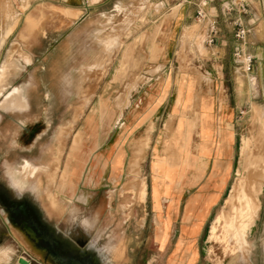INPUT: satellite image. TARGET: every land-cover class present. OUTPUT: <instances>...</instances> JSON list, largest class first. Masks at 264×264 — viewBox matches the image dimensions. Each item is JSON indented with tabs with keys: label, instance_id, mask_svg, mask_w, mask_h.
I'll return each instance as SVG.
<instances>
[{
	"label": "rangeland",
	"instance_id": "374dc122",
	"mask_svg": "<svg viewBox=\"0 0 264 264\" xmlns=\"http://www.w3.org/2000/svg\"><path fill=\"white\" fill-rule=\"evenodd\" d=\"M198 2L0 0V68L12 63L0 94L10 84L26 93L29 86L42 83L48 104L55 107L54 122L31 153L0 155V193L7 202L25 201L55 234L97 253L99 264L166 263L175 240L162 250L167 225L155 222L146 196L144 202L138 200L139 184L148 186L151 161L153 166L162 162L158 172L162 165L179 168L186 142L196 135L204 112L213 104L231 108L239 154L224 201L198 241V260L189 255L180 259L183 264H264V155L250 157L258 151L252 122L256 115L264 122V63L255 76L245 62L248 56L264 58V47L251 39L256 48L249 49L248 32L244 45L236 42V18L223 22L217 30L219 41L208 45L206 23H197L193 16ZM226 2L212 0L207 8L222 9ZM70 6L80 10L72 19L63 10ZM181 6L191 19L179 26ZM248 7L264 8V0H249ZM9 27L12 31L5 36ZM237 46L244 56H234ZM24 55L28 63L22 60ZM214 56L220 60L213 61ZM184 90L189 96L185 103ZM20 103L19 96L12 105ZM147 112L150 115L143 120ZM169 119L172 122L167 123ZM151 122L153 139L144 150L141 136ZM216 125L219 134L227 128L225 123ZM242 170L248 172L240 174ZM158 176L166 180L163 173ZM237 176L245 185L254 177L261 179L255 184L259 209L252 220H244L245 228L230 207L240 203L226 202ZM5 226L9 234L0 238V250L9 249V255L0 264H17L22 249L50 264L8 220L0 199V232L6 233Z\"/></svg>",
	"mask_w": 264,
	"mask_h": 264
},
{
	"label": "crops",
	"instance_id": "0c3cea01",
	"mask_svg": "<svg viewBox=\"0 0 264 264\" xmlns=\"http://www.w3.org/2000/svg\"><path fill=\"white\" fill-rule=\"evenodd\" d=\"M104 1L107 0H97L94 4H102ZM226 4L227 2L223 4V7ZM184 8L181 6L177 13L179 26L185 25L191 19L190 14ZM195 11L196 9L193 13L194 17ZM206 14L207 19L199 24L206 23L207 37L212 21L217 22L218 30L223 22L238 17L235 13L226 15L223 8L206 7ZM29 24L33 26L34 22L30 20ZM243 25L247 29L248 34H250V39H248L247 43L249 49L256 48V45H252L251 39L255 42H260L261 48L264 47V8H249L247 15L243 17ZM10 29L11 27L7 28L5 33H8ZM234 29L235 27L233 26ZM252 32L254 33L253 35H251ZM207 37L205 38L206 40ZM215 41L216 43L219 41V34L216 36ZM23 58L28 60L25 63L29 62L28 55L22 56ZM219 60L216 56L213 57V61ZM252 60L253 64L250 65V74L257 76L260 73L261 63H264V58L260 54L252 56ZM221 74L223 75L224 71H221ZM12 78H8L10 83ZM10 85L12 86L7 88L19 87L16 86L17 84ZM188 98V93L184 90L182 101L185 103ZM165 101L164 97L159 107L152 113L153 115L159 111ZM230 110L231 108H228L227 105L219 106L213 104L210 111L208 109L207 112H204L205 114L196 130V135L190 136L189 142H186L183 153L177 161L178 169L162 165V171L158 172L162 162H157L153 166L155 161H151L148 172L149 182L146 191V202L149 205V211L156 215L155 222L158 220L159 224L164 223L167 225L166 243L162 250H165L169 241L175 240V245L169 252V257L165 264H183L180 257L184 255L193 256L194 261L198 260V241L202 239L209 220L215 215L216 210L221 207L224 201L238 155L236 135L234 133V114ZM8 113L9 111L0 110V119L8 116ZM149 115L150 113L147 112L143 120ZM217 122L227 125L225 131L221 134L218 133ZM153 128L154 124L151 122L146 134L141 136V140L145 141L144 150L153 139ZM5 140L6 135L0 131V150H2V144H4ZM160 173L165 175L166 180H162L158 176ZM166 184L167 190L165 189ZM5 230L6 233L0 232V238L9 234V230L7 228ZM156 230H154L152 237L154 241L156 240ZM8 255L9 249H1L0 262H6ZM19 257L24 258L28 264H32V262L42 264L23 249L17 259ZM17 264L19 263L17 262Z\"/></svg>",
	"mask_w": 264,
	"mask_h": 264
},
{
	"label": "flooded vegetation",
	"instance_id": "af4514ba",
	"mask_svg": "<svg viewBox=\"0 0 264 264\" xmlns=\"http://www.w3.org/2000/svg\"><path fill=\"white\" fill-rule=\"evenodd\" d=\"M27 60V59H26ZM28 61V60H27ZM26 61V62H27ZM31 85V84H29ZM29 91L24 93L19 87H12L5 93L0 94V103L4 96L13 89H17L20 94L21 103L18 105L9 104L1 108V111H9L8 116L0 119L3 125L0 131L6 135V140L2 144L0 155L31 153L37 142L46 134L50 125L54 122L52 111L55 107L48 104V92L42 83H37L33 87L29 86ZM9 92V93H10ZM1 158V156H0ZM8 176V168L6 172ZM10 186V185H9ZM10 188L14 191L13 187ZM0 199L5 209L12 214L18 211L19 215L14 217V223L22 228L20 220H24L23 214L30 218L28 223L36 232V241L26 236L33 247L50 264H99L100 256L93 253L91 249L79 247L71 243L66 237H61L49 229V227L38 217L32 207L25 201L7 202L0 193ZM23 213V214H22ZM8 220L13 223L8 215Z\"/></svg>",
	"mask_w": 264,
	"mask_h": 264
},
{
	"label": "bare ground",
	"instance_id": "6f19581e",
	"mask_svg": "<svg viewBox=\"0 0 264 264\" xmlns=\"http://www.w3.org/2000/svg\"><path fill=\"white\" fill-rule=\"evenodd\" d=\"M73 1V0H72ZM97 0H87V2H90V3H94V2H96ZM85 2H86V0H85ZM77 3V2H76ZM83 3H84V1H83ZM88 4V3H87ZM75 8V7H74ZM74 8H72V6H70V7H67V8H63V10H64V16L66 17V18H69V16H71V19L72 18H75L79 13H80V10H78V9H74ZM79 8V7H78ZM174 12V11H173ZM81 17V16H80ZM79 17V18H80ZM17 22V21H16ZM15 25V24H14ZM14 27V26H13ZM12 31V28L8 31V33H5V36H7V35H9V33ZM3 37V36H2ZM140 40V39H139ZM3 41V40H2ZM1 41V42H2ZM135 41V40H134ZM2 43H4V42H2ZM114 43V42H113ZM112 43V44H113ZM135 43V42H134ZM112 46V45H111ZM113 46H115V45H113ZM134 46V45H133ZM0 47H1V45H0ZM112 48V47H111ZM113 49V48H112ZM109 50V49H108ZM111 50V49H110ZM125 50V49H124ZM127 55V54H126ZM27 58H23L22 60L24 61V62H26L27 60H26ZM119 61V60H118ZM122 61H123V59H122ZM246 62V61H245ZM12 64V63H11ZM11 64H5L2 68H0V83L2 84V82L4 81V80H6V76H7V74H8V70H9V67H11L10 65ZM104 68V67H103ZM103 70V69H102ZM103 72V71H102ZM195 72V71H194ZM196 73V72H195ZM152 74V73H151ZM197 74V73H196ZM202 78V77H201ZM205 80V79H204ZM112 81V80H111ZM130 82V81H129ZM2 88V87H1ZM92 89V88H91ZM93 90V89H92ZM1 91H2V89H1ZM10 92V91H9ZM8 92V94L6 95V96H4V98H3V100H2V102L0 103V106L1 107H6V106H8L9 104H15V103H17V101H18V98H19V96H20V94H19V91L17 90V89H13L10 93ZM123 92H124V90L122 91V94H123ZM91 93V92H90ZM120 94V93H119ZM210 94V93H209ZM89 95V94H88ZM256 114H257V112H256ZM171 118V117H170ZM169 122H172V121H170V119L168 120V122L167 123H169ZM254 122V123H253ZM252 122V124H254V127H256V129H254V131L256 130L257 131V137H258V139H257V152L254 150V151H252V153L253 152H256V153H254V154H252V156H250V157H255V156H258V155H264V122L262 121V117L260 116V115H256V118L254 119V121ZM168 125V124H167ZM167 127V126H166ZM253 127V126H252ZM170 128V127H169ZM165 129V128H164ZM166 130V129H165ZM167 130H170V129H168V127H167ZM166 130V133L168 132ZM251 131V130H250ZM255 131V132H256ZM171 132V131H170ZM252 133H253V130H252ZM254 135V134H253ZM255 136H256V134H255ZM79 137V136H78ZM77 137V139L75 138V140H76V142H78L79 141V139H80V137L78 138ZM252 137V136H251ZM254 140V139H253ZM249 141V140H248ZM248 141L246 142L245 141V143H248ZM251 141V140H250ZM249 141V142H250ZM252 142V144H253V141H251ZM249 144V143H248ZM251 144V145H252ZM245 145H247V144H245ZM255 145H256V142H255ZM241 146V145H240ZM255 147V146H254ZM248 148H250V147H248ZM244 150V149H243ZM245 150H246V148H245ZM244 150V151H245ZM251 150H253V149H251ZM243 151V152H244ZM242 152V151H241ZM249 152L250 151H248V153H247V155L249 154ZM238 154H239V152H238ZM242 154V153H241ZM251 155V154H250ZM242 156H243V154H242ZM246 156V155H245ZM240 157H241V155H240ZM260 157V156H259ZM263 157V156H262ZM261 157V158H262ZM239 158V157H238ZM240 160L242 159V158H239ZM254 159H256V158H254ZM263 159V160H262ZM261 159V162L262 161H264V158H262ZM245 160V159H244ZM244 160H241V162L242 161H244ZM251 160V159H250ZM248 161V160H247ZM254 161V160H253ZM238 162H239V160H238ZM260 162V163H261ZM244 163H245V161H244ZM254 163H256V162H254ZM238 164H240V163H238ZM264 164V163H263ZM248 165H252V162H249V164ZM247 165V166H248ZM258 165V164H257ZM243 166V165H242ZM246 165H244V167H245ZM260 167H261V165H260ZM263 167V166H262ZM262 167H261V169H262ZM28 167H24V171H26V169H27ZM240 168V170L243 168V167H239ZM239 168H238V170H239ZM259 168V167H258ZM254 169V168H253ZM237 170V171H238ZM244 170V169H243ZM243 170H242V172H240V174H242L243 173ZM252 170V169H251ZM264 170V169H263ZM263 170H262V172H263ZM28 171V170H27ZM162 171V170H161ZM238 172V173H239ZM247 172H248V170H247ZM247 172H245V173H247ZM237 173V172H236ZM245 173H243V174H245ZM252 173V172H251ZM253 173H254V171H253ZM252 173V174H253ZM260 174V172L258 171V170H256V172H255V174ZM239 174V175H240ZM254 174V175H255ZM258 174V175H259ZM251 175V174H250ZM244 176V175H243ZM248 176V175H247ZM252 176V175H251ZM242 177V176H241ZM245 177H246V175H245ZM250 177V176H249ZM262 177H263V175H262ZM256 178H257V176H256ZM261 178V177H260ZM264 179V177L262 178V180ZM243 180V181H242ZM245 179H242V178H240L239 176H237V178L235 179V183H233V185L230 187V190H229V194H228V196H227V198H226V202H228L229 204H233L234 202H233V200H235V201H237L238 203H240V206H238V207H234V205H235V203H234V205H231L230 207H231V210H233V211H235L236 212V214L237 215H239V216H237L238 218L240 217V219L241 220H243L242 222H240L241 224H239V226L241 225V227L242 228H245L244 227V224L243 223H245L244 222V220L245 219H249V220H252L253 219V217L255 216V214H256V212L258 211V209H259V205H258V203H257V201H258V194H259V190L257 191L256 190V186H255V184H257V182H259V183H261V179L258 181V180H256L255 179V177L253 178V180L251 181V182H249V185L247 184V185H245V184H243V182H246V181H244ZM251 180V179H250ZM264 181V180H263ZM127 183V182H126ZM247 183V182H246ZM257 185H259V184H257ZM129 186V185H128ZM249 186V187H248ZM131 187H133V185H131ZM248 187V188H247ZM130 188V187H129ZM146 189H147V187H146V184L145 183H143V182H141L140 184H139V194H138V200L140 201V202H144L145 201V196H146ZM258 189H259V187H258ZM128 190V189H127ZM261 190V189H260ZM126 191V190H125ZM131 191H133V189L131 190ZM133 193V192H132ZM135 194V193H134ZM135 196H137V195H135ZM236 206H237V203H236ZM236 217V216H235ZM216 220H217V218H216ZM238 221V220H237ZM225 222H227V220L225 221ZM229 222V221H228ZM227 222V223H228ZM231 222V221H230ZM226 223V224H227ZM223 224V223H222ZM233 224V223H232ZM246 224V223H245ZM234 225V224H233ZM236 225V224H235ZM226 226V225H225ZM238 226V227H239ZM231 227V223L230 224H228L227 225V228L229 229ZM232 229V228H231ZM234 229H236V228H234ZM214 230V228L212 229V231ZM243 230V229H242ZM227 231V230H226ZM229 231V230H228ZM235 232H236V230H234ZM237 234H238V232H236ZM214 234V233H213ZM225 234V233H224ZM227 234V233H226ZM225 234V235H226ZM224 235V236H225ZM233 235H234V233H233ZM236 235V234H235ZM213 236V235H212ZM228 236H229V234H228ZM238 236V235H237ZM226 237H227V235H226ZM242 237V236H241ZM219 238V237H218ZM217 238V239H218ZM228 238V237H227ZM231 238V237H230ZM210 239V238H209ZM241 239V238H240ZM213 240V239H212ZM221 240V239H220ZM227 240V239H226ZM224 241V240H223ZM237 241H239L238 239H237ZM239 244H240V242H239ZM241 246V245H240ZM1 257V256H0Z\"/></svg>",
	"mask_w": 264,
	"mask_h": 264
},
{
	"label": "built area",
	"instance_id": "2783aa9c",
	"mask_svg": "<svg viewBox=\"0 0 264 264\" xmlns=\"http://www.w3.org/2000/svg\"><path fill=\"white\" fill-rule=\"evenodd\" d=\"M211 1L212 0H199V2L197 3L196 11H195V20L197 23H201L202 21L207 19L206 7ZM248 6H249L248 0H229L226 6L223 7L224 13L226 15H229L231 13H235L238 15V17H236V19L233 21V26L235 27L234 38L237 43H241L242 45L245 44V37L247 33V29L243 25L242 19L248 13L249 10ZM216 35H217V22L212 21L209 26L206 43L208 45L213 44L215 42ZM241 55L244 56L243 50L240 49L239 46L235 47L234 56L239 58ZM245 60L247 63V70H250V65L252 62L251 56L246 57Z\"/></svg>",
	"mask_w": 264,
	"mask_h": 264
},
{
	"label": "water",
	"instance_id": "95a60500",
	"mask_svg": "<svg viewBox=\"0 0 264 264\" xmlns=\"http://www.w3.org/2000/svg\"><path fill=\"white\" fill-rule=\"evenodd\" d=\"M3 205H4V204H3ZM4 206L6 207V205H4ZM7 213H11V212H9V211L7 210ZM12 214H13L14 216H18V215H19V212H18V211H13ZM12 214H8V215H9V218H10V220L13 222V224L16 225V227H18V225H17L16 223H14V217L12 216ZM22 214H23V213H22ZM23 216L25 217V219H24V220H20V222H21V224H22V228H19L20 231H21L22 233H24V235L29 236L30 239L36 241V240H37V239H36V232H35L34 229H33L31 226H29V224H28V223L31 221V219H30V218H26L27 215H25V214H23ZM17 262H18L19 264H28V262H27L25 259H23L22 257H19V258L17 259Z\"/></svg>",
	"mask_w": 264,
	"mask_h": 264
}]
</instances>
